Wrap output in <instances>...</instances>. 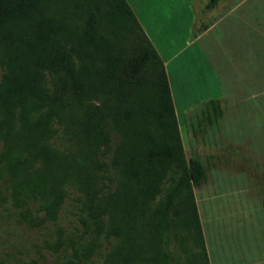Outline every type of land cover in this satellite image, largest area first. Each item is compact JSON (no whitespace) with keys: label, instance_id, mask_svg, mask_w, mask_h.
<instances>
[{"label":"trees","instance_id":"1","mask_svg":"<svg viewBox=\"0 0 264 264\" xmlns=\"http://www.w3.org/2000/svg\"><path fill=\"white\" fill-rule=\"evenodd\" d=\"M221 114L205 103V120ZM0 172L49 215L76 189L114 264H210L193 193L205 167L185 156L163 61L127 0H0Z\"/></svg>","mask_w":264,"mask_h":264},{"label":"rangeland","instance_id":"2","mask_svg":"<svg viewBox=\"0 0 264 264\" xmlns=\"http://www.w3.org/2000/svg\"><path fill=\"white\" fill-rule=\"evenodd\" d=\"M127 1L166 61L185 156L205 167L193 193L210 264H264V0H219L214 8L208 0ZM189 5L197 8L191 36L204 32L205 56L197 41L186 43ZM211 99L222 114L207 121L203 110ZM53 144H67L61 131ZM9 187L0 172V259L62 264L76 251L78 264H114L110 243L83 222L76 189L65 188L49 215L39 198L19 200Z\"/></svg>","mask_w":264,"mask_h":264},{"label":"crops","instance_id":"3","mask_svg":"<svg viewBox=\"0 0 264 264\" xmlns=\"http://www.w3.org/2000/svg\"><path fill=\"white\" fill-rule=\"evenodd\" d=\"M217 6V5H216ZM215 6V7H216ZM131 7V6H130ZM132 9H134V7L132 6L131 7ZM189 9H191V13H190V20H189V24H188V28H187V32H189V38L186 40L187 42L186 43H189V44H194V41H197V42H195L196 43V46L202 51V53L204 54L203 56H205V51H204V48H203V46L202 45H200V43H199V38H200V36H202L203 34H204V32L203 33H201V34H196V36H191V30L195 27V25H196V23H197V8L196 7H194V8H192L190 5H189V7H188ZM212 8H214V7H212ZM136 15V14H135ZM137 17V16H136ZM138 20V19H137ZM139 21V20H138ZM141 27H142V25H141ZM143 28V27H142ZM144 29V28H143ZM146 33V32H145ZM148 36V35H147ZM149 38V37H148ZM157 52L159 53V56L161 57V59H162V61H163V64H164V67H165V64H166V61L162 58V55L160 54V52L157 50ZM175 54V53H174ZM174 54L173 55H171L170 56V58L171 57H173L174 56ZM207 58V57H206ZM165 71H166V67H165ZM212 71H213V68H212ZM166 75H167V71H166ZM167 78H168V75H167ZM168 83H169V79H168ZM169 88H170V91H171V87H170V83H169ZM171 96H172V93H171ZM172 100H173V97H172ZM207 100V97H205V98H203V99H200L199 100V102H192V105H194V106H196V105H199L200 103H203V102H205ZM196 103V104H195ZM173 104H174V102H173ZM174 109H175V104H174ZM189 110H188V108H186L185 110H184V112H183V110H181V114H182V112H183V114L184 113H186V112H188ZM175 113H176V110H175ZM177 117V116H176ZM181 136V135H180Z\"/></svg>","mask_w":264,"mask_h":264}]
</instances>
